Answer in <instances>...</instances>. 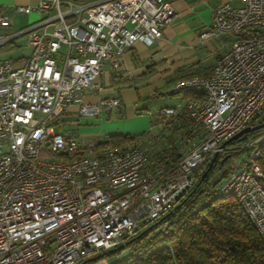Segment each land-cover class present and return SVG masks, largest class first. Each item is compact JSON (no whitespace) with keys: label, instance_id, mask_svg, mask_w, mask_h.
<instances>
[{"label":"built area","instance_id":"1","mask_svg":"<svg viewBox=\"0 0 264 264\" xmlns=\"http://www.w3.org/2000/svg\"><path fill=\"white\" fill-rule=\"evenodd\" d=\"M241 1L219 4L199 33L201 40L232 37L211 69L172 87L173 93L196 89L200 97L148 112L157 132L119 144L60 127L73 112L96 117L120 105L115 97L86 103L83 94L105 62L119 73L136 41L149 44L162 35L176 16L172 4L38 0L17 10L43 16L11 33L1 32L12 18L0 8V49L20 37L30 48L23 59L0 60V264H81L149 227L170 236L168 221L155 223L193 188L215 153L241 149L248 152L216 194L234 198L264 240L262 138L223 146L264 120V0ZM123 248L141 249L138 243Z\"/></svg>","mask_w":264,"mask_h":264},{"label":"crops","instance_id":"2","mask_svg":"<svg viewBox=\"0 0 264 264\" xmlns=\"http://www.w3.org/2000/svg\"><path fill=\"white\" fill-rule=\"evenodd\" d=\"M74 3H90L97 0H71ZM172 4L176 16L172 23L167 25L162 35L151 43L136 41L121 57V71L113 73L108 62H105L102 73L97 79V83L83 94V101L86 103H96L102 98L115 97L120 100V105L110 112H102L96 117L70 116L67 119H75L85 122H98L106 114L110 116H129L134 121L139 116V111L146 109L144 106L138 108L139 102H144L148 106L154 102L153 108L172 105L179 99L169 103L167 97L174 95L172 87L181 78L190 77L208 72L217 55L225 51L229 36L211 37L205 40L199 38V33L211 23L214 9L221 3L229 2L233 5H240L241 0H165ZM38 0H0V8L8 13L12 18V24L7 28H2L1 32L11 33L22 29L30 23L43 16L42 12L32 10L29 14L17 10L18 5L34 7ZM231 39V38H230ZM26 44V42H25ZM28 52L16 56H10L12 52L20 48V43H12L0 49V60L2 59H23ZM1 54H7L2 56ZM9 55V57H8ZM149 104V105H148ZM151 106V107H152ZM78 108L77 105L70 107L72 111ZM75 113V112H73ZM142 129L151 126V130L157 127L155 119L148 117V121L143 118ZM150 130V131H151ZM144 132V130H142ZM113 132L111 134H115ZM76 134L91 138L101 139L111 134L103 135L100 126L86 131L83 134ZM127 135V134H125ZM131 135V134H128ZM94 264H108L103 260Z\"/></svg>","mask_w":264,"mask_h":264},{"label":"trees","instance_id":"3","mask_svg":"<svg viewBox=\"0 0 264 264\" xmlns=\"http://www.w3.org/2000/svg\"><path fill=\"white\" fill-rule=\"evenodd\" d=\"M173 94L183 99L200 97L196 89H185ZM258 123H264V120ZM128 136L111 134L109 138L112 143L119 144ZM260 138L262 141L258 144L260 155L257 162L264 172V127L230 144H242ZM239 152L246 155L248 150L241 149L218 156L204 179L195 187L209 162L202 167L192 194L164 219L172 228L170 236H162L157 232L150 237L148 233L152 228L140 232L131 242L138 243L140 251L126 252L123 260L108 264H264V240L240 204L234 198L224 199L216 194L218 185L232 171L230 158ZM226 154H230V157L222 162ZM217 174L218 177H215ZM106 256L93 263L107 260Z\"/></svg>","mask_w":264,"mask_h":264},{"label":"rangeland","instance_id":"4","mask_svg":"<svg viewBox=\"0 0 264 264\" xmlns=\"http://www.w3.org/2000/svg\"><path fill=\"white\" fill-rule=\"evenodd\" d=\"M230 38H232L231 36H229L227 38V40H231ZM16 43H20V48L16 49L14 52H12L11 54H9L10 56H16L19 54H25L28 52V48L26 47L25 44V38L24 37H20L17 39ZM2 56H7V54H1ZM8 55V57H9ZM177 97L175 95L170 96L169 98L167 97V101L169 103L176 101ZM149 105V104H148ZM154 102L151 101V104L149 105V107L146 105H144V102H139L137 107L141 108L142 106H144L145 108H147V110L142 109L141 111H139L140 114H138L139 116L137 117L136 120L139 119H144L145 121H148V117L150 116L148 114V112H153L155 110V108H153ZM152 106V107H151ZM71 115L73 116H78V114L76 113H72ZM133 117H129V116H110L107 118L106 114L103 116V119H101V121H98L96 123L94 122H85V121H79L76 120L77 118L75 117V119H66V121H64V123L61 125V130L65 133H70V134H76L77 132H79L80 134L85 133L86 131L93 129L97 126H100V128L103 131V135L106 134H111L113 132H116L115 134H139L141 132L144 131H149L151 130V126H148L147 128L142 129L141 125V121H134V119H132ZM57 130H60L59 127H56ZM155 129H152L151 132H154ZM241 143L236 144V146H241ZM245 153L239 152L237 155H234L230 158L229 164L231 165L232 169L238 165L241 160L245 157L244 155ZM204 167V166H203ZM218 177V174L215 176ZM147 228L144 227L143 230ZM157 234V231L155 230V228H152L149 233L148 236H154ZM127 252L126 248H123L121 250H119L118 252H114V253H110L108 254L105 258L107 259L108 262L113 263L116 261H121L123 260V256L124 254Z\"/></svg>","mask_w":264,"mask_h":264},{"label":"water","instance_id":"5","mask_svg":"<svg viewBox=\"0 0 264 264\" xmlns=\"http://www.w3.org/2000/svg\"><path fill=\"white\" fill-rule=\"evenodd\" d=\"M262 127H264V123H257V124H254V125L247 126V127L243 128L242 130H240L239 132H237L236 134H234V135H233L232 137H230L227 141H225V142L223 143V146H225V145H227V144H230L232 141H234V140H236V139H238V138H242V139H244L248 133L253 132V131H255V130L259 129V128H262ZM217 157H218V154H217V153H215V154L212 156V158L210 159V161H209V163H208V167H207V169L202 173L201 178H200V180L196 183L195 187L200 183L201 180L204 179V177L206 176L208 170L211 169L213 163L216 161ZM229 157H230V154H226V155L222 158V162H224L225 160H227ZM195 187H194L190 192H188V193L186 194V196L183 198V200H182L181 202H179V203H177V204L175 205V207L173 208V210L169 211V212L166 213L164 216H162V217L160 218V220H158L155 224L160 223L162 220H164L165 218H167L168 216H170V215L173 213V211H174L176 208H178V207L181 205V203H182L183 201H185V199H186L187 197H189V196L192 194V192L194 191ZM179 196H181V194H180ZM177 199H178V197H177ZM150 228H151V227H149L147 230H149ZM145 231H146V230H145ZM137 237H138V235H137L136 237H134V238L128 240V241L125 242L124 244L119 245L118 247H115V248L109 249L108 251H105V252H103V253H100V254H98V255H96V256L89 257V258L85 259L84 261H82L81 264H85V263H88V262H94V261L98 260L99 258L104 257L105 255H108V254H110V253H113V252H115L116 250H119V249L123 248L125 245H128L129 243H131V242H132L134 239H136Z\"/></svg>","mask_w":264,"mask_h":264}]
</instances>
